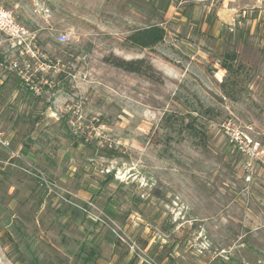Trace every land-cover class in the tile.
I'll return each mask as SVG.
<instances>
[{
	"label": "rangeland",
	"instance_id": "1",
	"mask_svg": "<svg viewBox=\"0 0 264 264\" xmlns=\"http://www.w3.org/2000/svg\"><path fill=\"white\" fill-rule=\"evenodd\" d=\"M0 9L37 49L0 32V264H264V0ZM155 23L157 46L125 43ZM17 58L38 91L4 68Z\"/></svg>",
	"mask_w": 264,
	"mask_h": 264
},
{
	"label": "built area",
	"instance_id": "2",
	"mask_svg": "<svg viewBox=\"0 0 264 264\" xmlns=\"http://www.w3.org/2000/svg\"><path fill=\"white\" fill-rule=\"evenodd\" d=\"M0 32L5 33L12 42L13 48L19 50V55H29L31 58L36 57V46L34 44L35 37L28 33L23 28L19 27L15 19L11 14L6 11L0 9ZM70 40V34L62 33L58 36V43L67 44ZM26 62V61H25ZM4 68L9 69L14 72L20 79L21 83L26 87H31L32 90L38 91L35 87H37L36 80L37 78L32 76V68L30 64L25 63L23 66L20 62V58L12 59L9 64L5 65ZM0 144L9 150L10 143L4 141L2 135H0ZM12 154L16 158H21V155L15 152ZM30 169L32 175L36 178L40 179L42 183L45 185L46 189L52 192V184L48 182L45 174L33 167L31 164Z\"/></svg>",
	"mask_w": 264,
	"mask_h": 264
},
{
	"label": "trees",
	"instance_id": "3",
	"mask_svg": "<svg viewBox=\"0 0 264 264\" xmlns=\"http://www.w3.org/2000/svg\"><path fill=\"white\" fill-rule=\"evenodd\" d=\"M169 7L170 2L162 3L159 6L163 12H166ZM166 33V29L160 23H155L144 28L134 30L125 39V43L142 50L151 49L157 46L165 38ZM106 61L112 63L118 68L132 73L149 75L147 71H152V66L146 59H138L135 61L106 59Z\"/></svg>",
	"mask_w": 264,
	"mask_h": 264
},
{
	"label": "crops",
	"instance_id": "4",
	"mask_svg": "<svg viewBox=\"0 0 264 264\" xmlns=\"http://www.w3.org/2000/svg\"><path fill=\"white\" fill-rule=\"evenodd\" d=\"M0 83H1V85H2V82H0ZM19 84H20L21 86H25V85H23V84L21 83L20 79H19ZM19 115H20V116H23V114H21V113H20V114H17V116L15 117L14 121L17 122L18 124H22V123H20V121H17V120H16V118H18ZM25 117H26V116H25ZM22 126H25V124L19 125V126H18V129L21 130V129H22ZM21 148H22V147H21ZM19 150H20V148H19ZM16 153H18V152H16ZM29 156H30L29 158H31L32 155L29 153ZM32 157H33V156H32ZM31 160L34 161L33 158H31ZM41 185L43 186V183H42ZM45 188H46V187H45ZM49 194H51L50 191H49ZM61 195H62V194H61ZM61 198H63V200H64L65 202H67L68 204H70V205H74V203L77 204V202H75V201L72 202L73 199H66V198H64L63 195L61 196ZM81 198H82V197H81ZM82 199H83L84 201H86V202H87V201L89 202V201L92 200V198H86V197H83ZM93 201H94V200H93ZM90 256H92V253H91V252H90L89 257H90ZM89 257H88V258H89Z\"/></svg>",
	"mask_w": 264,
	"mask_h": 264
}]
</instances>
